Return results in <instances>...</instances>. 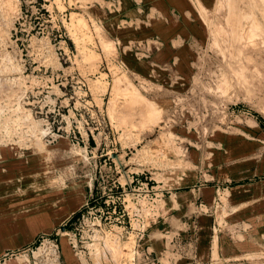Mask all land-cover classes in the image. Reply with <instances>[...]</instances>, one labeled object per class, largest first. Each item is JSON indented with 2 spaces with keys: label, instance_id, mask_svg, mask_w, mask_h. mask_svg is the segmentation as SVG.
Returning <instances> with one entry per match:
<instances>
[{
  "label": "rangeland",
  "instance_id": "rangeland-1",
  "mask_svg": "<svg viewBox=\"0 0 264 264\" xmlns=\"http://www.w3.org/2000/svg\"><path fill=\"white\" fill-rule=\"evenodd\" d=\"M96 3L106 7L0 0V160L5 150L31 151L66 188L90 182V198L66 224L84 264H177L185 241L167 256L151 244L154 198L186 163L183 133L264 118V0L196 2L208 27L190 74L171 86L125 70ZM140 158L145 166L130 169ZM55 250L41 237L16 259L55 264Z\"/></svg>",
  "mask_w": 264,
  "mask_h": 264
},
{
  "label": "crops",
  "instance_id": "crops-1",
  "mask_svg": "<svg viewBox=\"0 0 264 264\" xmlns=\"http://www.w3.org/2000/svg\"><path fill=\"white\" fill-rule=\"evenodd\" d=\"M103 1L105 8L91 10L118 43L125 70L161 86L182 85L206 28L196 2L207 9L213 0ZM253 116L233 129L182 134L186 163L159 198L150 234L158 256L175 255L185 241L177 264H264V118ZM3 152L0 264H23L10 253L29 255L41 237L56 247L55 264H84L62 230L90 198V182L66 188L62 175L50 179L45 165L34 163L33 152Z\"/></svg>",
  "mask_w": 264,
  "mask_h": 264
},
{
  "label": "built area",
  "instance_id": "built-area-1",
  "mask_svg": "<svg viewBox=\"0 0 264 264\" xmlns=\"http://www.w3.org/2000/svg\"><path fill=\"white\" fill-rule=\"evenodd\" d=\"M133 191H137V190H135V189H132ZM138 194V193H137ZM159 194V196H157L156 198H154V209H153V220H155V219H157L158 218V213H157V208H156V202H158V200H159V198L161 197V193L159 192L158 193ZM217 202L218 203H222V195H220L219 197H218V199H217ZM217 225H214V227H213V230H214V232L217 230V227H216ZM62 234L63 235H66L67 236V239L69 240V242L71 243V245H72V247H73V249H74V251H75V253H76V255L77 256H79V254H78V252H77V250H76V248H75V245L73 244V242H72V240H71V237H70V235H69V233H68V230L66 229V228H64L63 230H62ZM11 254V256L12 255H16V253L15 252H12V253H10ZM157 262H158V264H162V262H161V260H160V258H157ZM153 264H155V263H153ZM163 264H170L169 262H166V263H163Z\"/></svg>",
  "mask_w": 264,
  "mask_h": 264
},
{
  "label": "bare ground",
  "instance_id": "bare-ground-1",
  "mask_svg": "<svg viewBox=\"0 0 264 264\" xmlns=\"http://www.w3.org/2000/svg\"><path fill=\"white\" fill-rule=\"evenodd\" d=\"M229 10V9H228ZM73 17V16H72ZM73 19V18H72ZM202 19H204L203 17H202ZM255 19V18H254ZM73 24V23H72ZM253 25H255V24H253ZM207 26V25H206ZM255 26H257V25H255ZM73 27V26H72ZM208 27V26H207ZM208 30V29H207ZM74 31V30H73ZM242 36V35H241ZM243 37V36H242ZM73 38V37H72ZM90 38V37H89ZM241 40V39H240ZM76 41V40H75ZM107 46H108V44H107ZM107 48V47H106ZM241 52V51H240ZM113 92V91H112Z\"/></svg>",
  "mask_w": 264,
  "mask_h": 264
}]
</instances>
